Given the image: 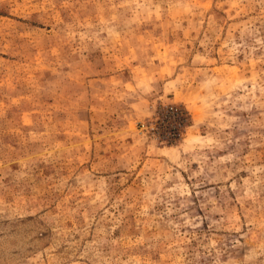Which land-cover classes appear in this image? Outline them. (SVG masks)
<instances>
[{"label": "rangeland", "instance_id": "obj_1", "mask_svg": "<svg viewBox=\"0 0 264 264\" xmlns=\"http://www.w3.org/2000/svg\"><path fill=\"white\" fill-rule=\"evenodd\" d=\"M0 264H264V0H0Z\"/></svg>", "mask_w": 264, "mask_h": 264}]
</instances>
